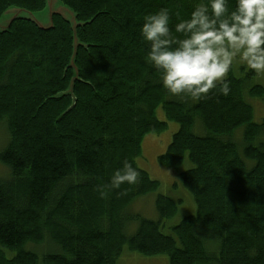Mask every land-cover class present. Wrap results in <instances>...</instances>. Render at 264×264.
Wrapping results in <instances>:
<instances>
[{"label": "trees", "instance_id": "16d2710c", "mask_svg": "<svg viewBox=\"0 0 264 264\" xmlns=\"http://www.w3.org/2000/svg\"><path fill=\"white\" fill-rule=\"evenodd\" d=\"M60 1L74 26L53 13L48 27L16 17L0 31V264H117L124 246L168 264H264V116L253 122L249 104H264V85L249 69L229 73L227 95H170L140 35L145 15L166 7L171 27L199 0ZM44 4L0 0V14ZM166 121L178 129L157 162L178 171L196 206L170 234L172 198L156 195V219L128 214L159 187L135 160ZM125 160L137 181L113 187Z\"/></svg>", "mask_w": 264, "mask_h": 264}, {"label": "clouds", "instance_id": "9594fccd", "mask_svg": "<svg viewBox=\"0 0 264 264\" xmlns=\"http://www.w3.org/2000/svg\"><path fill=\"white\" fill-rule=\"evenodd\" d=\"M166 7L145 15L140 35L148 63L173 96L198 101L219 89L230 91L228 75L239 63L264 74V0H199L188 18L170 27ZM127 160L110 178L113 187L137 181ZM101 195L104 193L101 192Z\"/></svg>", "mask_w": 264, "mask_h": 264}, {"label": "rangeland", "instance_id": "374dc122", "mask_svg": "<svg viewBox=\"0 0 264 264\" xmlns=\"http://www.w3.org/2000/svg\"><path fill=\"white\" fill-rule=\"evenodd\" d=\"M57 12L70 21L72 26L76 24L73 10L60 0H45L44 7L38 11H27L17 6H9L0 14V30L6 28L7 23L14 17H28L36 20L41 26L47 27L51 24V14ZM244 65L236 63L230 70V74L236 77H244L248 72ZM252 84L264 85V74L255 75L251 79ZM249 104L253 109V122H259L264 116V104L257 98L251 99ZM157 118L165 120L163 112L157 109ZM165 130L160 133H150L143 137L141 141V156L135 161L139 168L145 170L149 177L159 183L155 192L139 197L133 205L129 206L128 214H139L142 217L156 219L155 208L156 195L162 194L172 198L177 203V210L173 217L164 221L162 232L170 234V227L179 223V221L188 215L194 214L196 206L192 195L181 185L178 171L160 165L157 157L162 154L171 140L172 134L178 129L174 122L166 121ZM7 131L5 124L0 122V151L4 149L7 143ZM0 163V175L5 171ZM189 168V163L180 167L181 170ZM2 172V173H1ZM43 253V252H42ZM117 264H168V258L165 255L146 256L137 252L130 251L126 246L123 247L121 254L117 258Z\"/></svg>", "mask_w": 264, "mask_h": 264}, {"label": "water", "instance_id": "95a60500", "mask_svg": "<svg viewBox=\"0 0 264 264\" xmlns=\"http://www.w3.org/2000/svg\"><path fill=\"white\" fill-rule=\"evenodd\" d=\"M53 13H57V12H53ZM53 13H52V14H53ZM52 14H51V15H52ZM17 17H18V16H17ZM63 17H64V16H63ZM14 18H16V17H14ZM22 18H28V17H22ZM64 18H65V17H64ZM12 19H13V18H12ZM12 19H11V20H12ZM29 19H31V20H33L34 22H36L40 27H44V26H41V25H40L36 20H34L33 18H29ZM11 20H10V21H11ZM10 21H9V22H10ZM9 22L7 23V26H8V24H9ZM7 26H6V27H7ZM47 27H48V26H47ZM4 29H5V28H4ZM4 29H2V30H4ZM0 31H1V30H0Z\"/></svg>", "mask_w": 264, "mask_h": 264}]
</instances>
